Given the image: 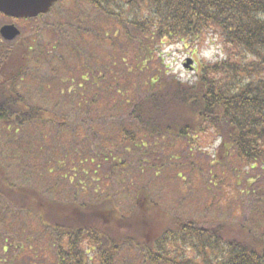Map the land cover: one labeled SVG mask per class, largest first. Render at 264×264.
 <instances>
[{
  "label": "trees",
  "instance_id": "trees-1",
  "mask_svg": "<svg viewBox=\"0 0 264 264\" xmlns=\"http://www.w3.org/2000/svg\"><path fill=\"white\" fill-rule=\"evenodd\" d=\"M86 1L114 25V33L102 28L97 37L104 33L100 45H114L117 53L112 59L103 54L96 59L80 57L73 64L63 59L68 76L57 78L63 80L56 89L63 90V83L66 89L71 81V86L79 88L73 97L79 106L84 98L98 104L84 112L88 122L74 128V133L81 130L85 136L82 141L74 138L83 147L75 155L67 154L69 161L64 159L59 165L57 159L52 161L59 150L56 140L46 168L53 165L52 178H64L58 181L57 192L77 188L86 196L91 173H102L106 182L126 184L123 191L130 192L133 201L118 209L117 186L113 192L101 191L97 199H71L66 205L26 184L9 182L6 168L0 165V215L6 216L0 230V264H121L126 252L141 254L142 264H264V231L260 229L264 222V0ZM208 37L220 42L223 56L202 60L193 79L153 71L162 57L158 47L183 44L195 52ZM42 56L51 58L48 52ZM14 57L8 63L10 71H4L8 92L0 86V124L20 131L29 123H66L63 115L58 117L55 111L28 102L23 90L26 61L22 55ZM104 60H111L105 66L108 72L92 74V65ZM161 60L166 61L165 57ZM144 73L147 78L142 77ZM127 79L129 83L145 80L138 83L144 84L142 90L134 93L121 88L122 80ZM110 90L126 97L122 105H127L131 131L144 132L147 143L134 142L130 130L121 128L114 135L105 131V142L101 137L87 138L89 125L96 126L94 122L103 121L106 114L114 117V111L115 116L119 114V103L105 93L112 95ZM210 131L220 141L215 162L205 156L189 165L197 174L195 182L204 180L211 194V188H216L232 210L224 221H207L197 215L182 219L164 210L140 183L139 173L159 176L164 166L174 171L165 169L170 176L187 171L182 152L167 165L169 153L160 138L187 143L184 151H193L206 147L200 142ZM123 155L134 156L138 168H131ZM177 182L184 196L200 191L198 186L184 187ZM135 184L140 186L137 190Z\"/></svg>",
  "mask_w": 264,
  "mask_h": 264
},
{
  "label": "rangeland",
  "instance_id": "rangeland-1",
  "mask_svg": "<svg viewBox=\"0 0 264 264\" xmlns=\"http://www.w3.org/2000/svg\"><path fill=\"white\" fill-rule=\"evenodd\" d=\"M112 27H114V25L98 11H96L86 0L64 1L61 4H58V6H55L54 10L50 14L42 18L39 27L36 24L34 26L31 25V28H33V31L35 32L30 36L27 32H24V34L21 36L23 37L21 39L22 42L24 38H27L28 36L30 40L35 39V43H33L32 48L34 54L31 56V59L28 63V71L26 72V78L23 82L25 87L23 90L28 94V102L34 106H44L51 111L53 110V106H56L57 116L60 117L63 115L64 120L68 124H86L88 120L86 118L87 114H84V112L95 109L97 106L94 104L98 103L91 101L86 102V98H84L82 105L79 106L76 100L73 99L74 95H78L79 88L71 86V81L68 82L66 89L62 91L58 89H42L41 91L39 89L35 90L38 88V80L44 78L46 79L47 83L50 81L53 83L55 82L53 80V76H55L56 73H61L62 76L66 74L64 62L60 58L61 54H54L53 60L50 61L44 59L38 60L37 57L40 56L41 52L43 51L42 47H48L45 46L48 41H53L55 44L58 43L60 45L59 50L63 53H66L67 57L69 56L68 62L70 61L72 64L80 57L96 59L101 56V54H103L105 58L110 57L112 59V56L117 53V48L114 45H109L108 43L100 45L99 39L104 36V33H101L97 37V31H104L102 28H111L112 30ZM115 31L116 29L113 28L112 32L114 33ZM85 38L90 39L91 42L85 41ZM191 45L192 44L189 46ZM68 47H70L71 50V57L68 54L69 52H66ZM121 48L123 50L124 45H121ZM191 50L192 48H185L183 44L173 45V43H168L158 47V52L161 53L162 57L157 60V64L154 63L153 71L159 70L161 71L162 75L166 73L165 71H168V74L170 72V75L179 76L180 79H193L195 71L186 69L184 67V62L187 57L194 58V66L196 65L197 67L202 60L214 61L223 56V49L220 42L213 37H208L198 51L191 52ZM164 57L166 59L165 62L161 60ZM14 60L19 61L18 59H15V57ZM48 62H50V66L52 67L50 70L49 66L46 65ZM135 64V61L132 60L133 67ZM104 65H109L107 60H104ZM40 67H42V69L46 68V70L42 71L41 74H39ZM101 69L104 70V74L108 72L105 67H102ZM115 70H119L118 72H120L118 67H115ZM117 73L114 75V77H116ZM147 74L144 73L142 77L147 78ZM111 81L115 83L118 82L116 80ZM122 81L121 88L132 89L131 92L136 93L139 90H142L144 85L142 84L139 86L138 83L145 80L131 83L128 82V79ZM110 92L112 95L105 91L106 94L113 97V99L119 103L120 111H123V113L120 114L119 111V114L115 116L114 111L112 112L114 117H111V114H106L103 121L94 122V125L96 126L89 125L88 133H86L87 138L89 137L92 139L94 136L101 137V141L104 140L103 142H105V131H108L110 135H114L115 131H118L119 128H121L130 130L129 133L133 134L132 137L134 142L137 141L139 143H147L149 138L144 132L133 133L131 131V129H133L129 125L131 121H129V119L126 117L125 108L127 105H122L126 102V97L119 96V94L114 90H110ZM110 96H107L106 98H110ZM87 100L92 99L87 98ZM95 100H98V97H96ZM47 102L50 103L47 104ZM58 103H60V105ZM85 104H91V106L87 107ZM93 112H95L97 115V111ZM68 113H72V116L68 117ZM120 116L123 119H120ZM109 117L111 119H109ZM64 120L57 119L58 122L62 123ZM34 124L35 123H29L24 127V129H21L20 131L8 129L6 126L0 124V165L6 168L9 182L14 181L22 185L26 184L27 187L34 188L35 190L46 195L47 198L55 197L57 200L63 201L66 205L71 199H77L79 201L87 200L89 198L97 199L101 191L112 190L113 192L114 190H117L116 187L118 186L120 187V191L117 190L115 193L116 197L114 196L117 208L121 209V207H128L129 204L132 203L133 196L129 194L130 192L123 191V185L126 184L106 182L103 180L102 173H99L98 175L91 173L92 178L88 181L89 194L86 196L80 195V192L77 188L68 190L67 187L58 192L54 190L55 187L58 190L57 186H59V182L63 181L64 179L60 176L52 178L50 174L53 173V165L51 166V169L46 168V165L49 164V154L55 150L54 147L52 148L54 142H56L57 139L58 141L61 139L63 145H65L66 143L64 142L67 139H70L67 143L70 146L65 145V148L67 147L66 151H69L68 155L71 156L70 152L75 155V153H78L80 147H83L81 145H76L72 139L76 138L78 141H82L85 136L81 130H78L77 133L71 135L63 134L61 137L60 135L56 137L54 134L49 136L50 132H56L55 125H51L50 122L42 124L38 122L35 125ZM98 126H101L102 129ZM123 126L124 128H122ZM135 129L137 128L135 127ZM117 134L118 133L116 132V135ZM211 139H214V141ZM159 142H165L166 144V150L169 153V161H167V165H171L173 162H175V160L178 158V152L180 154L182 152L181 160H183V162H188V165H186L188 168L187 171L183 170L182 173L178 172L171 176L168 172L166 173L165 170L167 169L171 173L174 172L171 171L169 166H164V168L160 171L159 176H155L154 172L139 173L142 175L140 178V183L145 184L148 187L149 193L153 196V198L162 203L164 210L171 212L172 215L180 216L182 219H186L188 216L192 217L197 215L200 218H205L207 221L217 222L224 221V219L230 216V212L232 210L230 208L231 204L223 200L216 188H211V191L213 192L211 194L210 190L206 188L207 183L205 184L204 180H200V182L197 184L195 182L197 174L192 170L193 167L189 165V163L192 161L199 163V158H203L205 156L209 158L210 162H215V151L217 150V146L219 145L220 141L215 139L214 133L210 131L202 135L200 144L204 142L206 147L204 149L196 148L193 151H190V149L184 151L187 143H181V141L176 139L160 138ZM57 145L59 147V144ZM113 146L115 148L114 152H117L118 149L115 145ZM150 147H153L152 142H150ZM187 152H189V156H187ZM192 152L193 154H191ZM124 157L127 159L126 162H128L129 165L131 164V168H138L139 165H136V162H134L136 161L134 156L131 157L128 155H123L122 158ZM58 158L59 157L57 155V162L60 165L63 163V161L59 160ZM41 164L43 166L42 171L36 172L37 167L41 166ZM91 168L94 169L95 166H91ZM184 174L185 176H188L189 179L184 177ZM165 176L169 177L170 182H167L168 178ZM65 177L67 178V176ZM177 181L181 182L184 187L191 186L192 188H196L198 186L200 191L196 194L191 192L189 195L184 196L177 189L179 185ZM138 187L140 186L135 184L133 189L137 190ZM92 201L94 200H90L89 202ZM209 203H211L213 206L208 207ZM248 216L249 213L245 215V218ZM5 218V213L0 215V230L3 229L2 225ZM260 229L261 232L264 231V222H262ZM261 236L264 237V232L261 234ZM122 253L123 252H121V254ZM121 257L124 264H142L143 262V258L139 259L141 254L135 255L134 253L131 254V252H126Z\"/></svg>",
  "mask_w": 264,
  "mask_h": 264
},
{
  "label": "water",
  "instance_id": "water-1",
  "mask_svg": "<svg viewBox=\"0 0 264 264\" xmlns=\"http://www.w3.org/2000/svg\"><path fill=\"white\" fill-rule=\"evenodd\" d=\"M57 0H0V9L8 12L10 15L18 17L35 16L40 12H45ZM10 38L18 33L13 26L9 27ZM191 60L185 66H189Z\"/></svg>",
  "mask_w": 264,
  "mask_h": 264
},
{
  "label": "flooded vegetation",
  "instance_id": "flooded-vegetation-1",
  "mask_svg": "<svg viewBox=\"0 0 264 264\" xmlns=\"http://www.w3.org/2000/svg\"><path fill=\"white\" fill-rule=\"evenodd\" d=\"M11 23L19 24V21L11 18L6 12L0 11V86L5 93L9 90V80L4 75L5 70L9 72V41L2 37L1 29Z\"/></svg>",
  "mask_w": 264,
  "mask_h": 264
}]
</instances>
